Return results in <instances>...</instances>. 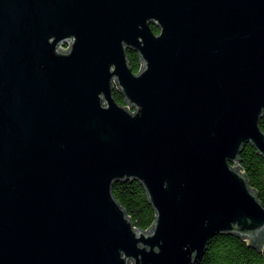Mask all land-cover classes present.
Masks as SVG:
<instances>
[{
  "label": "water",
  "instance_id": "obj_1",
  "mask_svg": "<svg viewBox=\"0 0 264 264\" xmlns=\"http://www.w3.org/2000/svg\"><path fill=\"white\" fill-rule=\"evenodd\" d=\"M263 116L264 0H0V264H201L218 235L264 253L238 167Z\"/></svg>",
  "mask_w": 264,
  "mask_h": 264
},
{
  "label": "trees",
  "instance_id": "obj_2",
  "mask_svg": "<svg viewBox=\"0 0 264 264\" xmlns=\"http://www.w3.org/2000/svg\"><path fill=\"white\" fill-rule=\"evenodd\" d=\"M152 29L156 33L159 31L155 26ZM128 58L130 67L138 73L141 68L139 54L128 51ZM114 96L117 102L125 103L124 96L118 90L114 92ZM260 127L264 131V116ZM238 167L247 176L250 187L259 194L264 206V157L249 144L240 154ZM113 192L137 228L147 231L152 227L156 213L139 182L117 183ZM201 264H264V253L253 248L248 240L233 235H218L210 240Z\"/></svg>",
  "mask_w": 264,
  "mask_h": 264
},
{
  "label": "rangeland",
  "instance_id": "obj_3",
  "mask_svg": "<svg viewBox=\"0 0 264 264\" xmlns=\"http://www.w3.org/2000/svg\"><path fill=\"white\" fill-rule=\"evenodd\" d=\"M64 48V50H68V47H63Z\"/></svg>",
  "mask_w": 264,
  "mask_h": 264
}]
</instances>
